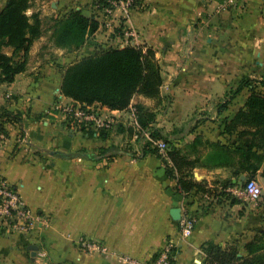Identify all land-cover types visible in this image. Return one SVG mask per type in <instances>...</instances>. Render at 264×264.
I'll return each mask as SVG.
<instances>
[{
	"label": "crops",
	"instance_id": "obj_1",
	"mask_svg": "<svg viewBox=\"0 0 264 264\" xmlns=\"http://www.w3.org/2000/svg\"><path fill=\"white\" fill-rule=\"evenodd\" d=\"M0 1L2 8L6 0ZM94 1L54 0L52 6L73 2L76 9L82 3L89 8ZM226 2L140 0L144 8H132L127 16L117 8L110 15L99 11L104 17L124 19L108 24L105 33L120 29L108 46L128 40L130 45L154 50L162 75L159 94L137 95L132 104L152 113L148 125L194 161L193 179L208 192L196 187L181 191L166 173L167 157L118 148L117 130L92 134L64 119L59 106L72 99L60 93V86L73 53L49 42L54 54L36 56L38 42L32 43L26 69L12 82L0 83V113L8 110L21 118L19 123L0 118L4 131L0 178L18 188L39 223L30 233L0 230V264H125V255L148 264L167 242L177 245L178 264H203L207 242L235 243L239 252H246V244L264 230V201L252 206L247 197L232 191L248 175L237 165L203 167L202 163L211 151L209 143L237 140L239 131H226L225 126L246 109L252 91L264 92V86L254 81L228 97L244 78L264 79V0ZM100 107L115 123L130 115L128 107ZM107 147L114 149L112 160L97 155ZM263 169L264 160L254 176L263 187L262 195ZM229 180L232 185L225 187ZM220 187L224 191H218ZM186 206L196 222L181 241L178 220L170 211Z\"/></svg>",
	"mask_w": 264,
	"mask_h": 264
},
{
	"label": "trees",
	"instance_id": "obj_2",
	"mask_svg": "<svg viewBox=\"0 0 264 264\" xmlns=\"http://www.w3.org/2000/svg\"><path fill=\"white\" fill-rule=\"evenodd\" d=\"M95 3L104 14H107L106 9L112 8L107 0H97ZM27 8L29 0H6L0 9V83L12 82L17 73L26 69L30 46L42 34L39 18L36 14L28 16ZM55 25L51 35L52 44L67 51L80 48L85 37L98 28L96 19L88 18L79 11H71ZM3 47H10L11 53L4 52ZM254 81L249 77L244 78L228 97L242 86H253ZM257 81L264 86V79ZM161 85V68L154 50L146 45H124L110 47L70 63L63 71L60 93L81 104H99L111 110H122L131 105L137 95L157 97ZM136 108L137 118L144 112L138 105ZM0 118H5L9 123L21 121L19 114L8 110H3ZM139 121L140 132H147L149 140L161 138L168 144L158 128L148 125V118L143 116ZM231 123L225 126V130H238L237 140L226 144L209 143L211 151L203 158V167L211 164L224 167L237 165L238 170L247 172L246 179L254 178L264 160V92L252 91L246 100V109L239 111ZM0 132H4L1 125ZM112 150L113 147L103 148L97 155H106L112 160ZM146 152L161 156L157 149L143 148V153ZM84 156L96 158L93 154ZM166 156L170 162V165H166V173L176 179L181 191L187 192L196 187L208 192L193 179L194 161L174 148L167 150ZM229 184L232 185L230 180L225 182V187ZM237 247L235 243L227 242L219 246L207 242L202 248V263L264 264L263 231L246 244L247 257L239 254Z\"/></svg>",
	"mask_w": 264,
	"mask_h": 264
},
{
	"label": "built area",
	"instance_id": "obj_3",
	"mask_svg": "<svg viewBox=\"0 0 264 264\" xmlns=\"http://www.w3.org/2000/svg\"><path fill=\"white\" fill-rule=\"evenodd\" d=\"M113 8L106 9L107 14L111 13L115 8H130L134 0H107ZM227 4H233L234 0H228ZM127 36H131V32L127 30ZM128 41V40H127ZM129 42V41H128ZM99 104H81L73 100L64 102L59 106L64 119L74 126H79L81 129L99 134L102 131H107L113 123V116H110L101 110ZM129 114L135 119L138 112L136 105L128 106ZM137 137V133L133 134ZM156 148L161 156L166 157L168 150L166 142L158 138L155 140ZM229 191H231L229 189ZM232 191L238 195H243L250 200H256L263 194L262 186L255 178L246 179L240 187L233 188ZM196 217L191 210L186 206L180 211L178 220V238L183 241L193 231L195 227ZM39 223V217L31 211V209L23 202L18 188L15 185L8 183L5 179L0 178V230L10 234L30 233ZM82 245L95 249L94 245L82 241ZM175 247L172 242H167L164 247L158 252L156 257L148 262V264H178L175 256ZM99 249V247H96ZM122 261L125 264H138L131 256H123Z\"/></svg>",
	"mask_w": 264,
	"mask_h": 264
},
{
	"label": "rangeland",
	"instance_id": "obj_4",
	"mask_svg": "<svg viewBox=\"0 0 264 264\" xmlns=\"http://www.w3.org/2000/svg\"><path fill=\"white\" fill-rule=\"evenodd\" d=\"M58 1H60V0H58ZM122 1L123 0H121V2H120L121 4H122ZM52 2H54V0H29V8H27L26 14L28 16H30L32 14H36L40 20L41 29H42V34L36 40H34V41L38 42L36 49L33 52L34 55L37 56L38 54H44V53L47 55L48 54H51V55L54 54L51 50H49V48H50L49 44L52 43L51 35H52V32L56 26L55 24H57L58 21L64 19V17L66 15H68L71 11H79L82 15H84L88 18L96 19L98 22V28L95 30L94 33H90L85 37L84 43L82 44V46L80 48H78L77 50L70 51L71 53H73L72 55H70V57L68 59L70 63H73V62H75V61L79 60L80 58L87 56V55L98 54V53L112 47V46H108V43L110 41H112V39L115 38L117 35H119L118 33H119L120 29H119V27H114L110 31V33H105V31L108 27V24H120V22H122L124 20L123 17L114 18L111 16V18H110V16L109 17L102 16L99 13V11H102V10H100L96 7V3H95L96 1L93 2L92 5H94V6H92V7H89V8L85 7L87 4L82 3V4H80V5H83L82 8H78V9L75 8L76 4H74L73 2H71V4H68L66 6H61V7H60V5L52 6ZM133 3L134 4L130 8H124V9L121 8L119 10V12H122L121 16H122V14L124 16H127L128 11L132 8L142 7V6H140V0H134ZM142 8H144V7H142ZM110 14L111 13H109V15ZM113 19H115V20H113ZM110 20H112L111 23H110ZM119 44L130 45V43L126 40H125V42L121 41V42H118L115 44L113 43L112 45H114L115 47H119ZM82 49H84V50H82ZM94 50H96V51H94ZM3 51L6 52L7 54H10L12 49L10 47H3ZM49 57H50V55H49ZM27 58H28V56H27ZM254 80L257 81L259 79H254ZM143 116L145 118H148L149 120L152 119V113H150L149 111H146V112L140 114L139 117H137V118L135 117V119H133L134 117H132L131 115H126L124 117V118H126L125 121H122L123 123L122 122H118V123L113 122L112 123V126L109 130L110 131H116L117 130L118 132L121 133L120 134L121 137H118V139H120V141H118V143H117L118 148L121 147L123 149H133V148L157 149L156 144H155V140H153V141L149 140V137L147 136V132H145V131L140 132L141 127H140V123H139L140 121L139 120ZM124 118H122V119H124ZM115 119L116 118H114V120ZM119 120H121V119H119ZM129 123H130V125H127V127H126V124H129ZM134 133H137V137H135V138H133ZM165 138H166L165 140H167V143H168L167 144L168 150L170 148H174L175 150H177V147L174 145V141L167 139V137H165ZM258 183L261 184L260 181H258ZM222 185H224L223 182H222ZM262 189H263V187H262ZM222 190L224 191L223 187H220L218 189V191H220V192H222ZM249 201L251 202L252 206H256V204H257L256 202H263L264 201V195H262L260 198L256 199L255 201L250 200V199H249ZM263 232H264V230H263ZM237 249L239 251L241 250V248L239 246L237 247ZM239 254H241L244 257L248 256V254L246 252H244V253L239 252Z\"/></svg>",
	"mask_w": 264,
	"mask_h": 264
},
{
	"label": "water",
	"instance_id": "obj_5",
	"mask_svg": "<svg viewBox=\"0 0 264 264\" xmlns=\"http://www.w3.org/2000/svg\"><path fill=\"white\" fill-rule=\"evenodd\" d=\"M242 180L245 179L244 177L241 178ZM241 181L239 182V184ZM170 215L174 220H179L180 218V209L179 208H172L170 211ZM29 249L32 251V253H35L36 248L34 246H30Z\"/></svg>",
	"mask_w": 264,
	"mask_h": 264
}]
</instances>
